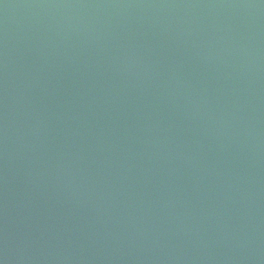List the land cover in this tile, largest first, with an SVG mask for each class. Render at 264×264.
I'll use <instances>...</instances> for the list:
<instances>
[{
    "label": "water",
    "instance_id": "water-1",
    "mask_svg": "<svg viewBox=\"0 0 264 264\" xmlns=\"http://www.w3.org/2000/svg\"><path fill=\"white\" fill-rule=\"evenodd\" d=\"M0 264H264V0H0Z\"/></svg>",
    "mask_w": 264,
    "mask_h": 264
}]
</instances>
